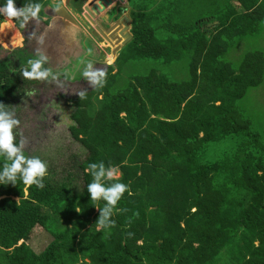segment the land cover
I'll list each match as a JSON object with an SVG mask.
<instances>
[{"label":"trees","instance_id":"trees-1","mask_svg":"<svg viewBox=\"0 0 264 264\" xmlns=\"http://www.w3.org/2000/svg\"><path fill=\"white\" fill-rule=\"evenodd\" d=\"M40 2L42 15L51 0ZM126 3L131 39L104 86L70 100L68 130L86 151L76 163L81 186L54 167L43 188L0 185V264H264V140L239 103L264 83V55L227 58L259 31L264 0ZM20 33L0 29V42L12 45ZM35 55L19 48L0 60V103L11 111L36 85L58 80L19 75ZM101 161L129 189L107 235L96 228L104 202L94 206L85 190V169ZM32 225L51 236L39 253L25 242Z\"/></svg>","mask_w":264,"mask_h":264},{"label":"rangeland","instance_id":"rangeland-1","mask_svg":"<svg viewBox=\"0 0 264 264\" xmlns=\"http://www.w3.org/2000/svg\"><path fill=\"white\" fill-rule=\"evenodd\" d=\"M85 2H87V0H85ZM85 2L84 0H51L49 5L60 3L66 6L67 10H69V12H71L78 20L79 24L85 27L87 34L92 36L95 41L94 48L90 45L91 40H88L87 38L86 43L89 52L85 53L83 51L82 54L84 57L89 56L90 58L81 57L82 59H79H81V61L94 60L96 63L98 62L94 67L105 70L108 65L115 61L116 56L111 55V48L108 47L106 42L104 44L101 40V36L100 38L96 32L90 29L83 14L79 12V10H82V6ZM120 3H122V1H120ZM106 6L108 7L107 4ZM126 9L128 10L127 7ZM99 11L100 17L106 18V8ZM116 13L117 12L113 13V15ZM122 14L127 15L128 12L124 10ZM41 17L47 18L49 16L43 11ZM29 20L34 21L36 27H31L29 30L27 28L26 30L25 28L24 30L17 29L19 33L21 31L20 35L22 36L19 41L17 40L12 45L5 44L2 41L0 42V60L19 48H24L27 51L30 50L35 54L39 51L47 57L44 67L50 68L53 75L56 77L61 76L62 78H65L64 71L67 69V65H71V63L69 60L65 61L67 59H64L62 65L61 61H58L57 63L56 59L59 53L55 50L58 48L55 40L50 43L49 36L47 37V33L44 32L46 27L42 26L41 21ZM105 22L109 23L108 20ZM105 26H107V24ZM37 27H40L41 31ZM34 31H39L37 37L34 35ZM40 38L43 40V44L38 45ZM32 44H34L35 47H33ZM96 48L100 50V53H97L98 51ZM120 49L118 50V53ZM248 50H257L264 55V22L256 34L238 39L233 48L230 49L227 58L236 62L242 56L243 52ZM53 55H55L54 57H56V59L52 57ZM75 64L76 62H74L73 66ZM149 65H154L153 60L149 61ZM128 68L135 70V66H129ZM54 69H58V75L54 74ZM163 69L166 70V66H163L162 70ZM77 75V80H79V82H74L73 78ZM82 79L83 78H81L78 73L73 72L66 81L56 80L53 84L50 82L46 85L44 84L43 86L45 87L42 88L41 91H38L40 85H36L37 89L34 91V94L30 97H26V99L21 98L22 100L19 102L18 108L13 110L16 114V118L20 121L18 127L14 128L13 131L16 140L23 139L26 141L24 145V151L27 153L26 155H38L44 159L47 167H54L59 173L66 174L67 172H70L71 176H77L78 178H75V186L77 188H80L81 182L80 170L76 163L79 159H82L85 156L86 151L79 142L72 138L68 130L69 125L72 123L70 117L71 110L73 109L72 103L69 98L58 96L57 93L64 91L66 96H72L74 93L90 90L92 86L85 82V80L84 82H80ZM239 103L246 115L252 120L254 130L261 133L264 140V83L248 90L246 96ZM214 147L218 150L221 146L214 145ZM1 165H3V163H1ZM18 192L19 191H17V193ZM11 193L12 192L9 190L6 195H10ZM24 193L26 192L24 191ZM14 199L18 200V197H15ZM24 223L28 226L31 221H25ZM50 240V234L40 225H32L25 238V242L35 253H39ZM10 251H12V248ZM5 261L7 262L6 264H13L8 258H6Z\"/></svg>","mask_w":264,"mask_h":264},{"label":"clouds","instance_id":"clouds-1","mask_svg":"<svg viewBox=\"0 0 264 264\" xmlns=\"http://www.w3.org/2000/svg\"><path fill=\"white\" fill-rule=\"evenodd\" d=\"M16 0H2L0 2V29H24L29 19L41 20L43 5L40 0H30L17 8ZM52 9H59L60 3L50 5ZM127 11V9H125ZM47 57L37 51L35 56L28 58L23 65L19 66V75L26 80L51 81L56 80L50 68L43 67ZM94 60L78 61L71 69L65 70V79L73 72L78 73L90 86L99 89L105 84L106 72L102 68H94ZM82 65V66H81ZM15 72V70H13ZM58 75V73H57ZM34 94L33 91L25 93L26 97ZM83 98V91L78 93ZM20 121L16 118L14 111L0 103V158L4 163L0 166V185H16L19 180L25 186L44 187V177L47 174V164L39 156H27L24 152L25 140H16L14 128H17ZM85 172L91 176V180L85 186L89 194V200L94 202L103 201V207L99 209V217L96 221V228L105 230V235L114 226V221L110 219L116 209L117 203L121 200L125 192L129 191L127 184L120 182V175L116 166H105L104 162L89 163Z\"/></svg>","mask_w":264,"mask_h":264},{"label":"water","instance_id":"water-1","mask_svg":"<svg viewBox=\"0 0 264 264\" xmlns=\"http://www.w3.org/2000/svg\"><path fill=\"white\" fill-rule=\"evenodd\" d=\"M112 1L113 0H89L82 6V14L111 48V55L115 56L117 51L131 39V34L129 32L130 18L126 14H122L118 19L109 23L107 27H105L102 24V21L98 18L99 10L103 8H106L107 10V8L112 5ZM120 1L123 2V0ZM43 11L51 18L50 26L47 27V36H58L57 40L63 38L66 43L69 44L68 36H74L79 28L77 20L62 4L59 9H52L50 5H47L44 7ZM105 24H107V22H105Z\"/></svg>","mask_w":264,"mask_h":264},{"label":"crops","instance_id":"crops-1","mask_svg":"<svg viewBox=\"0 0 264 264\" xmlns=\"http://www.w3.org/2000/svg\"><path fill=\"white\" fill-rule=\"evenodd\" d=\"M113 2V1H112ZM111 2V3H112ZM126 3V0L125 1H123L121 4H123V5H126L125 4ZM66 7V6H65ZM127 7V6H126ZM67 8V7H66ZM69 11V10H68ZM71 13V12H70ZM72 14V13H71ZM128 15V14H127ZM74 17V16H73ZM83 17L86 19V17L83 15ZM75 18V17H74ZM98 18L100 19V20H102V18L103 17H100V15L98 16ZM130 18V17H129ZM76 19V18H75ZM77 20V19H76ZM77 22H78V20H77ZM79 23V22H78ZM88 24H89V27L91 28H93V25L92 24H90L89 22H87ZM102 23H103V25L105 26L106 24H105V21H102ZM50 26V25H49ZM43 29V28H42ZM94 29V28H93ZM95 30V29H94ZM40 31H41V28H40ZM44 32L46 33L47 31H46V28H45V30H44ZM95 32H97L96 30H95ZM130 32V31H129ZM98 33V32H97ZM99 34V33H98ZM68 36V35H67ZM100 36V35H99ZM48 37V36H47ZM64 38H66L65 36H63ZM57 38H58V36L57 37H49V40H50V43L52 42V41H54L55 40V43H56V45H57V47L58 48H56L55 50H57V52L59 53L58 54V56H57V59H56V57H54L55 55H53L52 57L53 58H55L56 59V61H57V63H58V61L60 62L61 61V65L63 64V62H64V59H67V60H65V61H68L69 60V62L71 63V65H67V69L66 70H68V68H71L72 66H73V64H74V62H78V61H81V59L82 58H90L89 56H85L84 57V55L82 54V52L84 51L85 53L86 52H89V49H88V45H87V38H88V40H92V36H89L88 34H87V32H86V29H85V27L83 26V25H81V24H79V28H78V30H77V32H76V34H74V36H68V39H69V44L68 43H66V41H65V39H63V38H61V39H59V40H57ZM92 47V46H91ZM92 48H94V47H92ZM97 49V53H100L99 51V49L98 48H96ZM117 54H118V51H117V53H116V55L115 56H117ZM82 57V58H81ZM79 58H81V59H79ZM98 63V62H97ZM97 63H95L94 65H97ZM58 69H54V73H56V72H58L57 71Z\"/></svg>","mask_w":264,"mask_h":264},{"label":"flooded vegetation","instance_id":"flooded-vegetation-1","mask_svg":"<svg viewBox=\"0 0 264 264\" xmlns=\"http://www.w3.org/2000/svg\"><path fill=\"white\" fill-rule=\"evenodd\" d=\"M89 0H87V2H88ZM59 2H61V1H59ZM84 2H85V0H84ZM87 2H85L84 4H86ZM126 9V5H123V4H121L120 3V0H117V1H114L113 0V3H112V5L111 6H109L108 8H107V10H106V18H102V20L101 21H103V20H108L109 21V23H111V22H113V21H115L116 19H118V17H120L121 15H122V12L124 11ZM81 14L83 13V8H82V10L81 11H79ZM115 12H117L116 14H114L113 15V13H115ZM127 12H128V10H127ZM112 16H114V17H112ZM128 17H129V14L127 15ZM101 19V18H100ZM50 20H51V18H49V17H42V19L41 20H39V22L41 21V24H42V26L43 27H48L49 25H50ZM86 21H87V19H86ZM88 22V21H87ZM109 23H107V25H109ZM103 24V23H102ZM38 26V25H37ZM42 27V28H43ZM105 27H107V26H105ZM37 28H39L40 29V27H37ZM94 28V27H93ZM93 28H90V29H92L94 32H95V30L93 29ZM38 32L39 31H34V35L37 37V35H38ZM97 33V32H96ZM98 34V33H97ZM98 36H99V34H98ZM100 37V36H99ZM101 38V37H100ZM101 40L104 42V44H105V41L101 38ZM94 39L92 38V40L90 41V45L92 46V47H94ZM39 44H43V40L40 38L39 39V43H38V45ZM32 46L33 47H35L34 46V44H32ZM109 47V46H108ZM110 48V47H109ZM94 68H96V67H94ZM58 72H56L55 74H57ZM78 79V75L75 77V78H73V81L74 82H79V80H77ZM58 80H64V81H66V79L65 78H62L61 76H58ZM69 81H71L70 79H68ZM83 80V81H82ZM80 82H84V79H82ZM72 81V82H73ZM86 82V81H85ZM53 84V83H52ZM51 84V85H52ZM45 86H40V89L38 90V91H41V89L42 88H44ZM63 87V86H62ZM68 89V88H67ZM69 90V89H68ZM63 91V90H62ZM78 93V92H77ZM77 93H74V95H69V96H66L65 95V93H64V91L63 92H58L57 93V95L58 96H64V97H66V98H69V100H71V99H73V98H75V96H76V94ZM71 102V101H70Z\"/></svg>","mask_w":264,"mask_h":264}]
</instances>
